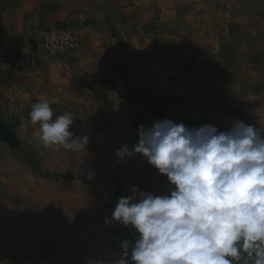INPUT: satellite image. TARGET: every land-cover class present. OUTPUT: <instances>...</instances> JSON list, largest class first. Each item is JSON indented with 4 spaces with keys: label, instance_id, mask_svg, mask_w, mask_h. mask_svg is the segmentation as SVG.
I'll use <instances>...</instances> for the list:
<instances>
[{
    "label": "rangeland",
    "instance_id": "obj_1",
    "mask_svg": "<svg viewBox=\"0 0 264 264\" xmlns=\"http://www.w3.org/2000/svg\"><path fill=\"white\" fill-rule=\"evenodd\" d=\"M16 1L46 21L81 29L121 17L134 34L145 32L195 56L209 52L199 67L205 60L214 74L209 86L196 85L188 111L195 120L187 126L226 130L233 119L242 121V114L264 135V0ZM208 103L213 117L202 123L199 117ZM33 146L41 157L25 141L15 149L0 140V264H114L120 241L136 234L115 221L105 225L106 170L92 165L93 173H49L48 168L58 171L75 159L50 158L38 142ZM78 161L84 165V159ZM159 186L158 194H167V180Z\"/></svg>",
    "mask_w": 264,
    "mask_h": 264
},
{
    "label": "crops",
    "instance_id": "obj_2",
    "mask_svg": "<svg viewBox=\"0 0 264 264\" xmlns=\"http://www.w3.org/2000/svg\"><path fill=\"white\" fill-rule=\"evenodd\" d=\"M120 18L79 28L77 50L49 55L40 47L41 32L52 23L72 24L46 21L33 11L23 10L16 0H0V140L16 142L17 146L25 141L41 157L40 149L33 146L38 142L34 133L39 125L30 122L31 106L48 102L53 119L71 113L74 120L69 130L75 136L89 137L86 150L42 147L50 158L75 159L58 171L55 166L48 168L49 173H93L95 170L88 169L92 165L106 170V190L110 192L101 205L107 220L118 198L127 195L130 187L158 194L159 184L167 180L139 154L119 159L117 150L137 142L140 126H151L165 118L186 126L194 121L188 111L195 101V87L200 83L203 88L209 86L207 81L214 74L206 68L205 60L203 69L199 67L209 52L195 56L186 49H173L145 32H129V24L122 25ZM118 77L127 79L131 100L127 115L114 123L109 118L106 95ZM201 89L198 86L197 95ZM211 107L210 103L202 107V123L211 121ZM79 159H84V165L78 164Z\"/></svg>",
    "mask_w": 264,
    "mask_h": 264
},
{
    "label": "clouds",
    "instance_id": "obj_3",
    "mask_svg": "<svg viewBox=\"0 0 264 264\" xmlns=\"http://www.w3.org/2000/svg\"><path fill=\"white\" fill-rule=\"evenodd\" d=\"M49 103L29 112L36 141L45 149L80 152L89 137L70 131L74 117L53 119ZM139 154L166 177L167 194L132 186L118 198L107 226L115 221L135 231L120 241L114 264H264V135L233 119L219 130L190 128L171 119L138 128V140L116 152ZM91 178V175H89Z\"/></svg>",
    "mask_w": 264,
    "mask_h": 264
},
{
    "label": "built area",
    "instance_id": "obj_4",
    "mask_svg": "<svg viewBox=\"0 0 264 264\" xmlns=\"http://www.w3.org/2000/svg\"><path fill=\"white\" fill-rule=\"evenodd\" d=\"M80 31L75 25L52 23L41 32V49L49 55H65L79 48ZM109 118L116 123L125 117L130 109V86L126 78H116L107 91Z\"/></svg>",
    "mask_w": 264,
    "mask_h": 264
},
{
    "label": "trees",
    "instance_id": "obj_5",
    "mask_svg": "<svg viewBox=\"0 0 264 264\" xmlns=\"http://www.w3.org/2000/svg\"><path fill=\"white\" fill-rule=\"evenodd\" d=\"M240 119L245 123V124H252L254 127H256V125H255V123L250 119V118H248V117H246V116H244V115H242V114H240ZM257 128V127H256ZM8 142V141H7ZM9 144L11 145V146H14V148H16L17 149V144H16V142H13V143H10V141H9Z\"/></svg>",
    "mask_w": 264,
    "mask_h": 264
}]
</instances>
